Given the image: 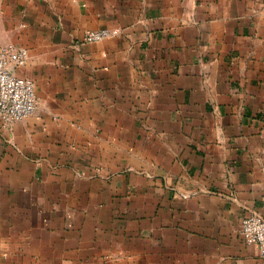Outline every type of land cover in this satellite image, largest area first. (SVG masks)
I'll list each match as a JSON object with an SVG mask.
<instances>
[{"label": "crops", "instance_id": "crops-1", "mask_svg": "<svg viewBox=\"0 0 264 264\" xmlns=\"http://www.w3.org/2000/svg\"><path fill=\"white\" fill-rule=\"evenodd\" d=\"M10 44L38 104L0 119V264H264L239 233L264 216V0H0Z\"/></svg>", "mask_w": 264, "mask_h": 264}, {"label": "built area", "instance_id": "built-area-1", "mask_svg": "<svg viewBox=\"0 0 264 264\" xmlns=\"http://www.w3.org/2000/svg\"><path fill=\"white\" fill-rule=\"evenodd\" d=\"M107 28L86 30L72 45L78 46L100 40L111 34ZM28 60V49L22 45H0V119L10 125L32 115L37 109L35 84L32 79L22 76L18 70ZM240 236L247 242L258 245L264 257V216L250 212L241 218Z\"/></svg>", "mask_w": 264, "mask_h": 264}]
</instances>
